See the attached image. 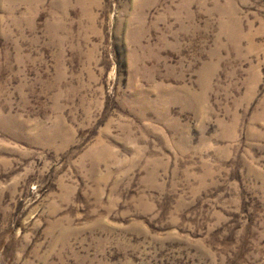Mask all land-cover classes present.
I'll use <instances>...</instances> for the list:
<instances>
[{"label": "rangeland", "instance_id": "rangeland-1", "mask_svg": "<svg viewBox=\"0 0 264 264\" xmlns=\"http://www.w3.org/2000/svg\"><path fill=\"white\" fill-rule=\"evenodd\" d=\"M0 264H264V0H0Z\"/></svg>", "mask_w": 264, "mask_h": 264}]
</instances>
